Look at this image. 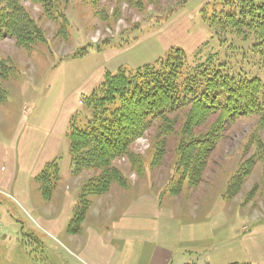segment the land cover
Listing matches in <instances>:
<instances>
[{
    "label": "rangeland",
    "instance_id": "rangeland-1",
    "mask_svg": "<svg viewBox=\"0 0 264 264\" xmlns=\"http://www.w3.org/2000/svg\"><path fill=\"white\" fill-rule=\"evenodd\" d=\"M18 2L48 43L28 49L12 38L0 41V58L20 72L1 81L7 101L0 104V264H264V128L252 116L226 123L201 160L198 181L186 180L173 193L164 187L177 172L178 148L207 133L216 115L185 108L154 120L125 155L111 161L121 181L88 196L89 213L76 233L68 231L82 187L99 174H71L68 124L104 71H134L174 49L191 61L200 50L199 61L212 57L226 62L232 74L264 83V55L246 43L219 44L202 21L218 0H65L67 38L46 18L40 1ZM32 133L43 139L35 149ZM46 137L60 140L54 155L58 180L51 182L49 200L43 182H27V164L40 161ZM239 172L240 183L229 191ZM146 189L169 216L151 218L153 211L134 205L130 211L142 216L125 215L124 205L129 208ZM106 197L113 199L110 207ZM97 198L105 205L90 207ZM150 219L168 223L171 238L161 242L149 226L147 232L136 230L128 243L108 233L120 221L149 224Z\"/></svg>",
    "mask_w": 264,
    "mask_h": 264
},
{
    "label": "trees",
    "instance_id": "trees-1",
    "mask_svg": "<svg viewBox=\"0 0 264 264\" xmlns=\"http://www.w3.org/2000/svg\"><path fill=\"white\" fill-rule=\"evenodd\" d=\"M38 1L46 18L67 38L65 0ZM208 10L202 21L216 35L219 44L246 43L255 53L264 55V0H218ZM5 38H12L18 46L28 49L48 43L18 0H0V41ZM199 56L200 50L190 61L182 50L174 49L153 64L134 71L124 67L114 73L104 71L101 82L82 97L81 111L73 113L68 124L71 174L75 176L86 170H98L99 174L82 187L69 232L78 231L89 207L88 196L101 195L111 181H121V176L110 166L111 161L125 155L128 146L154 120H165L169 114L185 108L194 109V115H216L207 133L190 137L178 148L177 172L165 185L166 193L186 180L198 181L201 160L221 138L226 123L252 116L264 128V83L256 78L248 79L244 74H232L226 62H217L212 57L199 61ZM19 73L14 65L0 58V104L7 101V90L1 81L14 79ZM58 172L56 162L52 161L34 179L43 182L45 200L51 196V182L58 180ZM240 178L241 172L232 178L229 191L240 183Z\"/></svg>",
    "mask_w": 264,
    "mask_h": 264
},
{
    "label": "crops",
    "instance_id": "crops-1",
    "mask_svg": "<svg viewBox=\"0 0 264 264\" xmlns=\"http://www.w3.org/2000/svg\"><path fill=\"white\" fill-rule=\"evenodd\" d=\"M66 122H67V112L63 116V123H62L63 131L65 130ZM32 136H33V138H32L30 147L32 149H35L40 143H42L43 139L42 138L38 139V136H35L33 133H32ZM58 138L59 137H53V139H50V138L47 139V137L45 138L44 145L42 146L43 151L41 152L42 156H41L40 161L37 162L35 159V162L31 161L27 164V165H29V176L27 178V182H29L31 179H35L36 176L42 171V169L44 168V166L46 164H48V163H50L56 159V158H54V155H55V150L57 147L56 144H58V142L60 141ZM26 139H27V136L25 138V141H26ZM31 157H32V153L29 154V159H31ZM70 171H71V166H70ZM24 190L25 189L23 188L20 191V194L23 193ZM147 193H143L144 195H142L139 199L137 198L138 200L133 202L129 208H126L124 205L123 208L127 212V213H125V215L130 214L133 216H142V215H138L137 212L134 210L130 211L134 205L136 207L137 211L145 212V211H147L146 210L147 208H149L151 211H153V213H152L153 217H151V218H154V217L161 215V214H162V217H165L166 215L169 216L170 213H165L164 212L165 210L163 211V208H160V207H164V206L159 204L158 198L156 199V197H153V196H156L155 193L154 192L152 193L149 189L147 190ZM100 198H97L96 201L94 203H92L90 207L98 204V201H99V204H100V202H102V205H105L104 199L102 198L103 200H100ZM106 198L109 201L113 200L111 197L110 198L106 197ZM109 201L107 202V205H106L108 207H110L109 206L110 203L112 204V202H113V201H111V202H109ZM114 202H116V200H114ZM102 211H104V210H102ZM87 213H89V212H87ZM151 220L152 219L149 220V224H147V220H143L142 222H140V224H131L130 222H126V221H125V223H122L120 221L118 224H114L112 227V231L110 232L108 230V233L110 235L112 234L111 235L112 237H113V235H117V237L114 236L117 240L125 241L126 243L130 242L134 238L132 236V234L136 230L144 231V232L152 230L156 236L161 237V242L163 240H168L171 238V235L168 234V231H170V225L168 223H165L163 225L162 224L155 225V224H152L153 222ZM148 226L151 227L150 230H147ZM164 233H165V238H164ZM124 255H127V254L125 253ZM185 263H187V262H184V264Z\"/></svg>",
    "mask_w": 264,
    "mask_h": 264
}]
</instances>
